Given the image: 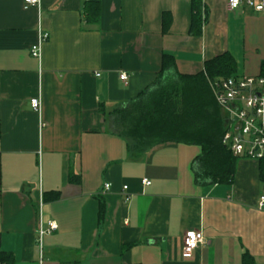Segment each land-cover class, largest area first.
<instances>
[{"label": "crops", "instance_id": "crops-1", "mask_svg": "<svg viewBox=\"0 0 264 264\" xmlns=\"http://www.w3.org/2000/svg\"><path fill=\"white\" fill-rule=\"evenodd\" d=\"M90 1L0 0V252L12 264H242L244 254L264 264L260 162L238 158L231 183H197L201 147L136 155L111 124L156 81L165 54L182 75L226 52L238 76L260 75L264 12L229 11L228 0H99L100 20L88 22ZM41 32L50 38L37 59ZM50 222L58 229L40 239ZM190 231L206 243L184 258Z\"/></svg>", "mask_w": 264, "mask_h": 264}, {"label": "trees", "instance_id": "trees-1", "mask_svg": "<svg viewBox=\"0 0 264 264\" xmlns=\"http://www.w3.org/2000/svg\"><path fill=\"white\" fill-rule=\"evenodd\" d=\"M85 10L86 21L98 22L99 0H91ZM201 10L195 7L191 27L193 34L202 28ZM264 76V62L261 74ZM237 75V61L226 52L205 63L204 71L196 75L177 72L173 56L164 55L163 68L156 79L136 99L111 114L115 133L129 141L131 152L142 155L165 143H182L201 147L202 153L193 162L197 183L214 185L231 183L238 157L224 145L226 117L213 95L210 82ZM264 179V159L260 161ZM75 177L71 181H76ZM105 213L102 203L100 216ZM12 256L0 252V264H12ZM242 264H257L250 254H244Z\"/></svg>", "mask_w": 264, "mask_h": 264}, {"label": "built area", "instance_id": "built-area-1", "mask_svg": "<svg viewBox=\"0 0 264 264\" xmlns=\"http://www.w3.org/2000/svg\"><path fill=\"white\" fill-rule=\"evenodd\" d=\"M26 6L41 7L42 0H24ZM248 7L256 13L264 12V0H228L229 11H236ZM48 33L39 36V42L33 46L31 54L34 58L41 59L42 47L49 40ZM127 74L121 75V80L126 81ZM215 100L226 117L227 130L223 143L235 157L257 160L264 159V76L248 75L235 76L226 79H217L210 82ZM31 107L36 113H41V98L31 100ZM145 186L151 185L148 179L143 180ZM111 189L110 184L105 185V190ZM125 186L123 190H127ZM259 210H264V191L260 197ZM58 226L50 222L48 228L42 223L39 225L38 235L42 239L51 234ZM206 243L202 231L187 232L183 239L182 256L191 258L194 252Z\"/></svg>", "mask_w": 264, "mask_h": 264}]
</instances>
